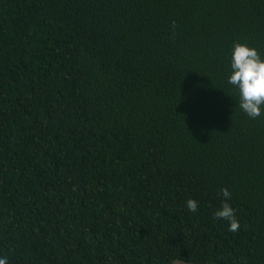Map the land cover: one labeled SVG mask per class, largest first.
Returning <instances> with one entry per match:
<instances>
[{
  "label": "trees",
  "instance_id": "16d2710c",
  "mask_svg": "<svg viewBox=\"0 0 264 264\" xmlns=\"http://www.w3.org/2000/svg\"><path fill=\"white\" fill-rule=\"evenodd\" d=\"M234 43L264 60V0H0L7 264H264V106L226 82Z\"/></svg>",
  "mask_w": 264,
  "mask_h": 264
},
{
  "label": "clouds",
  "instance_id": "9594fccd",
  "mask_svg": "<svg viewBox=\"0 0 264 264\" xmlns=\"http://www.w3.org/2000/svg\"><path fill=\"white\" fill-rule=\"evenodd\" d=\"M228 70L226 82L237 93L239 109L250 119L256 118L261 113V106H264V60L255 49L234 43L229 55ZM219 194L225 202L213 215L227 222L229 232H235L239 224L234 219L233 209L226 202L230 193L222 188ZM185 206L193 212L197 208L196 202L191 199L185 202ZM0 264H7V258L0 256Z\"/></svg>",
  "mask_w": 264,
  "mask_h": 264
},
{
  "label": "rangeland",
  "instance_id": "374dc122",
  "mask_svg": "<svg viewBox=\"0 0 264 264\" xmlns=\"http://www.w3.org/2000/svg\"><path fill=\"white\" fill-rule=\"evenodd\" d=\"M173 264H183V263H179V262H174Z\"/></svg>",
  "mask_w": 264,
  "mask_h": 264
}]
</instances>
